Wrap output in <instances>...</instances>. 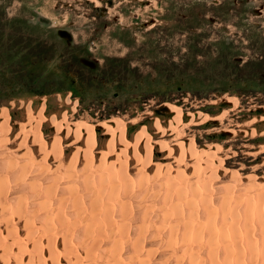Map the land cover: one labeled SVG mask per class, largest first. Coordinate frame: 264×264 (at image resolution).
<instances>
[{
  "label": "rangeland",
  "instance_id": "obj_1",
  "mask_svg": "<svg viewBox=\"0 0 264 264\" xmlns=\"http://www.w3.org/2000/svg\"><path fill=\"white\" fill-rule=\"evenodd\" d=\"M0 177L35 182L16 191L35 206L60 180L115 204L123 248L64 227L46 264H236L229 233L264 264V0H0Z\"/></svg>",
  "mask_w": 264,
  "mask_h": 264
},
{
  "label": "bare ground",
  "instance_id": "obj_2",
  "mask_svg": "<svg viewBox=\"0 0 264 264\" xmlns=\"http://www.w3.org/2000/svg\"><path fill=\"white\" fill-rule=\"evenodd\" d=\"M18 167H19V176H20V178H22V176L25 175V173L28 170V165L20 164V165H18ZM85 181H86L89 189H93L94 185H97V182H95L90 177L86 178ZM53 184L48 185L46 188L47 195H50L49 199H43L40 203V206L37 205V204H39L38 202L35 206L34 203H36V202L34 200H32V201H34L32 203L27 198L28 196L25 197L21 194H18L19 192L18 193L16 192L17 190H19L21 188H25V186L36 185L35 182L33 183L32 181L28 182L25 180L16 179L15 181H13V184H11L5 177H0V264H46L49 260L55 258L56 248L60 242V236L63 237V239L61 240V243L63 244L65 242V240L67 239L66 237L69 235V233L67 231H73V233L78 234V235H76V234L75 235L80 238V243L82 245L88 246V248L92 251L100 249L101 246L103 247L102 241H104V240L108 241V243L110 241L111 242L110 244L112 246H114V248H119L120 246H121V248L124 247L121 240L117 237L118 235L115 234L116 229L112 230L111 229L112 227H110L111 231H108L107 228H104L101 226L102 223H106V224L108 223V224H114L115 226H113V227H116L118 220L114 216L115 212H113V209L115 208V204L110 203V202H105V200L99 196L86 197V200H85L83 196L75 194V192H74L75 190L72 191L74 193L73 194L71 192V190L73 188L71 186H69V184L66 183L64 180L63 181L60 180L59 185H58V183L56 185H55V183H53ZM58 187H62L63 189L70 188L69 189L70 194H68V196L69 195L70 196L68 197L66 195H64V196L61 195L62 197H60L58 200L56 199L57 202L50 200L51 196H53L54 194L57 193ZM120 190L125 191V192H129L132 189H130V187L127 185L123 186L121 183L115 184L114 191L118 192ZM119 196L120 195H118L117 201L121 202V206L123 207V210H124L127 208V204L124 203V201L122 200V197L121 196L119 197ZM223 197H225V198H224V201L222 202V204H220V209H221V207H223L222 210L224 213H226V212L230 213L229 216L231 215V217H232L231 221L232 222H234V220L237 221L240 218V213H241L240 210L238 211V207H236L237 210H233V209L229 210L228 205L226 204L227 197L226 196H223ZM39 198L41 200V197H39ZM254 198L255 197H253V199ZM184 199L188 203H190V201H189L190 198L185 197ZM258 199H259V197H258ZM166 200H169L170 202H172L171 206L174 207V212L176 210V214L181 213L180 211H178L179 206L177 205V203H173L172 197H166ZM255 201H257L256 198H255ZM54 202H56L58 206H55ZM85 202L87 203L88 207L90 208V211L89 210H82L83 207H87ZM242 202H243V200H242ZM242 202H240V204ZM68 203H71L73 207L80 208L81 212H79V214L77 213L78 215L74 216L71 214V211L64 210L63 207ZM205 203L208 204V202H205ZM244 203L247 206L246 207L244 206L243 209L245 208L244 209L245 215H246V217H248V216H250L249 214H251L250 212L253 210L252 206H251L252 204L249 203V201H247V199H246V201L244 200ZM252 203H254V202L252 201ZM260 204H261V202H260ZM208 205H210V204H208ZM262 205H263V203H262ZM233 206H235V205H233ZM52 207H53V209H52ZM257 212H256V214H257ZM228 213H226L225 215H228ZM260 213H262V214L258 213V215L263 217L264 212L261 211ZM123 214H129V213L124 212ZM138 214H141V213H137V215ZM254 214L252 216L256 215V214L255 215ZM258 215H257V217H258ZM138 216H140V215H138ZM114 217H115V219H114ZM221 217H223L224 221H227V220H225L226 218H224V216H221ZM134 219H135V217L133 216V220ZM139 220H141V218ZM179 220L184 223V228H183L184 233L189 234V235H193L196 232L198 233V231L200 232L201 228L193 227V225H191L190 223L185 222V219H183V218H180ZM227 223L223 224V225H227ZM235 223H238V222H235ZM210 226H211V228H213L212 225H210ZM64 227L68 228L66 231L68 235L66 234V232L64 233V235H66V236H64L63 234H61V235L59 234ZM227 227L225 226L224 228H227ZM139 229H141V228H139ZM172 229L175 230L176 226L175 227L173 226ZM209 229H210V227H209ZM214 229L215 228L211 229L213 231V233L211 232L213 235L212 239L217 238V236H219L218 233L215 232L216 229L215 230ZM221 229H222V227H221ZM58 231H60V232H58ZM113 231H114V233H113ZM216 231L220 232L219 229ZM118 233H119V231H118ZM211 233H209V234H211ZM115 235H117V236H115ZM130 235H131V233H130ZM212 235H210V236H212ZM224 236H226V235H224ZM224 236H223V238H225ZM229 236H230V239H228ZM233 237L234 236H232V239H231L230 233H229L228 237L226 238L228 241L226 239H223L222 237H219V239L221 238V239L227 241L226 244L224 243L226 241L221 242V243L225 244L223 246L220 244L222 247H226L224 249H226L227 255L230 254L231 251L233 252V253L231 252L232 254H236L235 255L236 259L238 256V259H237L238 262L236 264H248L247 261H249L250 264H255V262L250 257L249 258L247 257L248 260L245 257V255L247 254L246 252L249 251L248 247L250 249L249 252L251 253L252 257L257 255L256 254L257 252L255 250V244L253 245V243H251V244L245 245L244 241L243 242L241 241V240H243L242 237L241 238L238 237L239 240L241 239L240 240L241 242L233 239ZM158 238H160V237L156 236V239H158ZM262 238H264V236ZM138 239H141V238L138 237ZM138 239L134 240L132 235H131V237L128 238L129 241H132L131 242L132 248H134V247H137V248L145 247V246H143V244ZM252 239L253 238H250V240H252ZM208 240L209 239H207V241ZM210 240H211V238H210ZM214 240H216V239H214ZM254 241L257 242V238ZM209 242H210V244H213V242H211V241H209ZM263 242H264V240H263ZM108 243L107 244L104 243V244L108 246ZM170 243L171 244L168 243L167 245L171 246L172 242H170ZM181 245H183V244H181ZM205 245H207V244H205ZM128 246L130 247V245H128ZM189 246H191V245H189ZM246 246H248V247L246 248ZM252 246L254 247V249ZM178 247H180V245ZM201 247L202 246H200L199 248H201ZM210 247H211V245L209 246V248ZM182 248H183V246H182ZM182 248L180 247L179 251ZM202 249H203V247H202ZM246 249H247V251H246ZM256 249H257V245H256ZM182 250H181L182 253L186 252L185 247ZM192 250L193 249H191L190 251H192ZM190 251L188 250V252H190ZM195 251H199V250H196V248H195L194 252ZM188 252H186L185 254L187 255ZM194 252L192 251V254H196V252L195 253ZM190 254H191V252L189 253V255ZM180 256L181 255H179V257ZM197 257H199V256H197ZM196 259H197L196 257H195V260L192 259L193 262L194 261L196 262L198 260V259L197 260ZM231 260L232 261H230V262H234V263L236 262V260H234V261H233V259H231ZM229 264H231V263H229Z\"/></svg>",
  "mask_w": 264,
  "mask_h": 264
},
{
  "label": "crops",
  "instance_id": "obj_3",
  "mask_svg": "<svg viewBox=\"0 0 264 264\" xmlns=\"http://www.w3.org/2000/svg\"><path fill=\"white\" fill-rule=\"evenodd\" d=\"M48 185H51V184H48Z\"/></svg>",
  "mask_w": 264,
  "mask_h": 264
}]
</instances>
